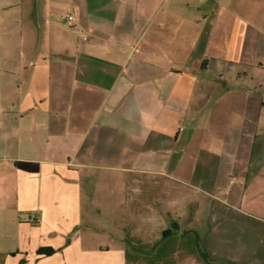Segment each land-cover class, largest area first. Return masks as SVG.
Returning a JSON list of instances; mask_svg holds the SVG:
<instances>
[{
	"label": "crops",
	"instance_id": "crops-1",
	"mask_svg": "<svg viewBox=\"0 0 264 264\" xmlns=\"http://www.w3.org/2000/svg\"><path fill=\"white\" fill-rule=\"evenodd\" d=\"M0 4V264H264V0Z\"/></svg>",
	"mask_w": 264,
	"mask_h": 264
},
{
	"label": "trees",
	"instance_id": "trees-1",
	"mask_svg": "<svg viewBox=\"0 0 264 264\" xmlns=\"http://www.w3.org/2000/svg\"><path fill=\"white\" fill-rule=\"evenodd\" d=\"M196 246L199 251L200 257L205 264H215L214 261L210 258V256L206 252L198 236H196Z\"/></svg>",
	"mask_w": 264,
	"mask_h": 264
},
{
	"label": "built area",
	"instance_id": "built-area-1",
	"mask_svg": "<svg viewBox=\"0 0 264 264\" xmlns=\"http://www.w3.org/2000/svg\"><path fill=\"white\" fill-rule=\"evenodd\" d=\"M68 19L71 21V20H73L74 18H73V16H68Z\"/></svg>",
	"mask_w": 264,
	"mask_h": 264
},
{
	"label": "rangeland",
	"instance_id": "rangeland-1",
	"mask_svg": "<svg viewBox=\"0 0 264 264\" xmlns=\"http://www.w3.org/2000/svg\"><path fill=\"white\" fill-rule=\"evenodd\" d=\"M0 7H1V4H0ZM195 237H196V234H195Z\"/></svg>",
	"mask_w": 264,
	"mask_h": 264
}]
</instances>
